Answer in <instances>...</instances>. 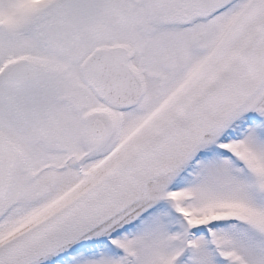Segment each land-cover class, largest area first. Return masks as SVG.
Here are the masks:
<instances>
[{
  "label": "snow or ice",
  "instance_id": "obj_1",
  "mask_svg": "<svg viewBox=\"0 0 264 264\" xmlns=\"http://www.w3.org/2000/svg\"><path fill=\"white\" fill-rule=\"evenodd\" d=\"M0 264H264V0H0Z\"/></svg>",
  "mask_w": 264,
  "mask_h": 264
}]
</instances>
